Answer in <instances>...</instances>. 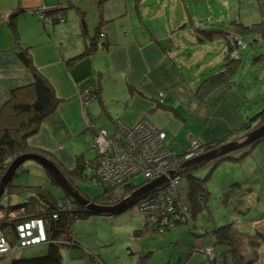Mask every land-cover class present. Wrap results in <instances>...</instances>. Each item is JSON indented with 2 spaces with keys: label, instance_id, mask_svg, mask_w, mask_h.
Returning a JSON list of instances; mask_svg holds the SVG:
<instances>
[{
  "label": "crops",
  "instance_id": "obj_1",
  "mask_svg": "<svg viewBox=\"0 0 264 264\" xmlns=\"http://www.w3.org/2000/svg\"><path fill=\"white\" fill-rule=\"evenodd\" d=\"M65 1L0 0V110L9 102L13 90L17 89L19 95L22 88L34 82L35 74L47 80L55 96L53 112L28 138L31 147L54 154V144L64 150L63 136H78L88 129H91L92 136L96 131H107L100 126L101 121L105 125L111 123L114 131L118 123L133 126L140 119H147L166 133L168 146L180 153L187 149L175 151L172 139L187 121L196 125L193 138L205 142L226 134L244 119L236 96V116L226 124L227 130L224 133L212 131L214 122L209 124L208 117L226 101L233 88L231 84L221 85L204 100L195 95L193 85L178 63V58H182L178 51L184 50L186 43L181 39L172 42L174 33L168 29L176 18L178 21L182 18L180 9L177 11L179 0H155V5L148 4L147 0H74L70 7L75 8L76 13L66 8L63 18L51 23L40 17V9L51 16L46 9L64 5ZM246 2L255 4L261 16L259 21H264V0ZM182 3L185 6L184 0ZM88 4L93 17L86 20L88 35L98 32L95 29L101 19L103 24L99 33L104 35L106 45H99L91 53L73 59L86 48L88 41L80 34L76 7L84 11L86 19L84 7ZM14 11H18L15 26L20 41L29 48L30 66L20 57L19 44L15 42L8 24ZM235 18L245 25L259 22L255 20L249 24L239 9ZM91 30L93 34H90ZM226 52L227 47L225 55ZM93 86L98 88L97 97L87 103L86 117L82 112L79 91ZM97 112L99 115L95 114ZM168 130L170 135L173 133L171 137ZM188 131L185 136H192V130ZM63 154L58 153V156ZM250 157L251 172L261 173L264 178V153L259 144ZM254 185L255 181L249 188L250 193L245 196V207L248 208L244 209L245 212L250 209ZM256 218L252 222L264 219V216ZM257 224L251 223V228L264 234V228ZM207 243L208 239H204L200 245Z\"/></svg>",
  "mask_w": 264,
  "mask_h": 264
},
{
  "label": "rangeland",
  "instance_id": "obj_2",
  "mask_svg": "<svg viewBox=\"0 0 264 264\" xmlns=\"http://www.w3.org/2000/svg\"><path fill=\"white\" fill-rule=\"evenodd\" d=\"M184 1L185 6L188 8V13L182 0H179L177 11L180 9L179 11L182 18L180 21L176 18L173 24H169L168 29L174 33V37L171 39L172 42L175 41V39H181L186 43V45H183L184 50L178 51L182 57L178 58V63L183 69L185 77L193 85V91H196L200 85V81L212 73L219 71L222 64L225 62L224 51L225 47H227V38L223 36H217L213 39L209 38V27H231L233 25L231 21L236 19L235 15L238 9L245 17V21L249 24L255 20L259 21L261 16L255 4H249L246 0ZM147 3L155 5V0H147ZM169 3L171 4V1ZM65 6L67 9L70 8L71 11L76 13L75 8L70 6L67 7V5ZM86 6L87 7H84V9L86 11V20H88L93 17H91L92 10L88 7L89 4ZM181 12L183 14H181ZM69 15L70 14H68V16ZM90 32H92L90 34H93V30ZM171 40L169 39L170 42ZM242 40H244L246 44L245 46L239 45V67L230 78V84L234 92L231 91L226 101L222 103L219 108L215 109L213 115L208 117L209 124L214 122V130L212 131H216V133H224V130H227L225 129L226 124L236 116L234 112V106H236L237 103L236 96L239 99L238 109L242 114V119L257 112L264 104V58L259 60L254 59L255 56L264 54V39L256 40V35L245 34L242 36ZM166 102L165 104L167 105L168 103ZM95 114L99 115L98 112ZM186 115L187 114H185V116ZM7 122H12L11 124L15 126L18 120H16L14 124L11 119ZM100 124L102 128L107 129V133L110 134L113 132V128L111 127L113 125H111V123L105 125L101 121ZM194 128H196V125L194 123L190 124V122L187 121V124L181 129L178 135H176L175 138L173 137L172 145L175 151L188 149L194 136ZM189 129L193 131H190L192 136L186 137L185 134L189 132ZM168 134L170 135L169 130ZM68 137H61L63 141H61L63 143V151L58 149L55 144L53 148L56 153L50 154L48 151H44L54 158L61 169L68 171L76 167L77 156L79 155L82 156L80 159L84 158L88 160L95 158L96 152L92 148L93 136L91 129H88L81 135ZM166 141H168V139H166ZM259 145L263 154L264 140L261 141ZM58 153L64 154L58 156ZM84 163L85 162H83V164ZM251 166L250 156L243 161L224 159L218 162L204 182L209 191L208 197L204 192H197L198 190L196 191L197 193L195 192L197 194L196 200H200V202L204 204V207H202L203 211L200 209L195 212V210H191V206L188 207L185 210L186 212H184L186 214L185 221H189H184L181 224L177 223L176 227L174 226L163 232L151 230L148 227L146 228L144 220H146L147 225L149 222L143 214L134 210V204L125 208V205L131 202V196L121 199L119 203L122 204L118 206L115 213L113 211H106V214L87 213L85 218L74 221L73 228L77 241L80 243V247L82 246V248L89 251V253L85 252L86 256L82 257L79 254L81 249L74 248L72 250H66L67 248L63 247L61 264H213V250L210 246L211 252H209V254L198 250V248L204 246L200 245L203 240L208 239L207 236H199L196 234L198 231H201V228H211L213 224L220 225L236 219L242 222V226H240L241 230L252 231L251 223H259L257 225L264 228L263 218L252 222L253 218L264 216V178L261 173H252L250 169ZM210 168L211 166L208 164L194 169L192 172L195 177L202 178L207 175ZM185 169L186 168L182 167L179 171L178 177H180V179L177 184L178 190L176 192L179 199L185 205H190V203H192L191 197H189L191 187L186 178L183 177L186 171L185 173L182 171ZM248 176H251V179H253L252 181H255L256 184L253 188L254 196L251 197L249 202L250 209L246 212L244 210L234 212L233 207L228 201L223 202L221 200V191L233 183L234 180H240ZM47 178L43 167L39 163L34 160H26L17 168L12 182L15 184L20 183L28 185L44 183L45 188H47L53 196H62L61 189ZM143 180V177L137 176L131 181L141 183ZM92 182L94 183L93 180ZM68 183L71 189L78 192L80 195V191L75 186V183L69 181ZM88 185L94 186L93 184H86V186ZM123 187H126V185ZM113 191L115 194L119 192L118 189H113ZM4 193L5 192H3L2 195H4ZM66 193L69 194L68 197H71L73 201V203H69L70 205L68 204L70 209L73 210L81 205L74 196L68 192ZM80 196L84 199L82 195ZM138 196H135V198ZM15 200V197L7 198V196H2L0 198V204L7 205L9 201L15 202ZM47 201L53 205L48 199ZM14 213L16 214L17 212ZM2 215L3 214L0 213V217H2ZM139 229H141V231ZM137 233L138 236L136 235ZM254 243L255 245L247 243L244 250L246 253L251 251L257 253L256 255L253 254V256H256L257 261L254 258L250 261L251 264H264V248H262V246H264V241L259 242V240L256 239ZM259 243H262V245ZM221 248V245H216L217 252H220ZM45 250V244L24 247L17 252L16 259L30 258L44 253ZM10 255L2 257V259L5 261ZM78 255L81 258H78ZM94 257H96L97 260H95ZM228 263L231 264L229 258Z\"/></svg>",
  "mask_w": 264,
  "mask_h": 264
},
{
  "label": "trees",
  "instance_id": "obj_3",
  "mask_svg": "<svg viewBox=\"0 0 264 264\" xmlns=\"http://www.w3.org/2000/svg\"><path fill=\"white\" fill-rule=\"evenodd\" d=\"M101 1L102 0L99 2ZM73 3L74 2L72 0H67L64 2V5H67V7L73 6ZM65 9L66 6L61 10L50 12L53 22L63 18ZM76 9L80 14V34L85 40L88 41L86 48L83 49L82 52L74 55L73 59L91 53L99 45H106V40L104 38L101 42L97 41V35L99 34L100 26L103 24L102 20L100 19L95 29V32H98L93 36H90L88 35L84 11L77 7ZM17 12L18 11H14L11 14L8 24L11 28L15 42L19 44L20 57L22 58L23 62L26 63V65L30 66L31 60L28 56L29 48L28 46H24V44L21 43L19 32L15 26V15ZM54 14L59 15L53 16ZM231 23L233 24L231 27L221 28L220 26H210L208 29V37L211 39L217 36H223L227 38V52L225 55V62L222 64L221 69L200 81V85L195 91V95L200 100H204L219 86L225 84L228 85L231 83V75L239 67L240 63L239 57L234 58L231 55L232 50L237 47V40L234 38L235 36H238L240 39H242V36L245 34H254L256 35V40L264 39V21L245 25L235 19L231 21ZM261 58H264V54H259L254 57L255 60H259ZM94 89L93 95L97 97L98 88L94 86ZM16 90L17 89L10 93L9 102L5 103L0 110V178L8 168L10 162L15 157L22 153L33 151L46 155L47 158L52 160L65 175L67 181L75 183V186L80 191V195L97 206L112 207L117 205L121 201V196L125 192L133 190L137 185L144 182V180L141 183L130 181V184L126 186L125 189L115 194L113 187L103 186L95 182L94 184L92 182L93 175L85 172V163L83 164V162L92 161L94 158L88 160L84 158L80 159L82 156L79 155L77 156L75 165L76 167L66 171L61 169V167L50 154L40 150L37 151V149L30 147L27 144V140L38 131L41 122L53 112L55 106V96L47 80L38 74H35L34 82L31 85L22 88V91H20L19 95L17 94L18 91ZM9 119L13 121V124L16 120H18V122L15 126H13L11 124L12 122H7ZM262 124H264V104L257 110V112L246 116L238 126L232 128L219 138H216L212 141H199L200 147H202L205 152L210 151L234 138H238L244 133L254 130ZM263 140L264 135L245 147L231 151L224 156L208 160L198 165L189 166L183 170L182 172L184 173L186 171L183 177L186 178L189 186L191 187V191L189 193V197H191L190 199L192 202L189 205V207L191 206V210H195L196 212L197 210L201 209V211H203L202 207H204V204L200 202V200H196V193L204 192L208 197L209 191L204 182L209 177V174L213 171L218 162L224 159L243 161L252 154L255 146H257ZM208 164L211 166V168L208 170V173L205 177L198 178L193 175L192 171L194 169ZM44 172L48 177L47 179L61 189L62 196H53L52 193L47 188H45L44 183L37 185L20 183L15 184L11 180L4 188L5 193L2 196H7V198L15 197L16 199L15 202L9 201L7 205L0 204V213L3 214L2 217H0V229L4 232L5 236L8 237V239L13 240L17 224L30 218L42 219L46 234V241L41 243L46 245V250L44 253L25 259H14L10 264H61L63 258V247H66V250H72L74 248L81 249L80 255L82 257L86 256L85 252L89 253V251L84 250L82 246L80 247V243L77 241L76 234L74 232L73 224L75 220L85 218L87 213H100L91 210L85 205H80L77 208L74 207L75 209L73 210L70 209L68 204L71 202L73 203L72 198L68 197L69 194H67L65 190L57 185L55 180L46 172V170H44ZM252 180L253 179H251V176L236 181L234 180L233 183L221 191V200L223 202L228 201L233 207L234 212H240L244 209L247 210L248 208L245 207L247 206L245 202V196L250 193L249 188L254 183ZM86 184H93L94 186H86ZM176 189L178 190L177 187ZM141 196L142 194L137 198L132 199L131 202L126 204L125 208L130 207V205L135 203L136 200ZM47 199L53 205H49ZM14 212L17 213L15 214ZM113 212L115 213L116 210ZM144 221L146 228L148 227L151 230L153 229L155 231L163 232L164 230L171 229L174 226L176 227L177 223H183L185 221V217L178 219V221H176L177 223H175L172 227H168L167 225H147L146 220ZM188 221L189 220H186L185 222ZM240 226L241 224L236 226L235 220H231L230 222L220 225L213 224L211 228H201V231H198L196 234L199 236H207L208 245H204L198 250L200 251L202 248L210 246L213 250V264H229L228 258L230 259L231 264H251L250 261L254 258L257 261L256 256H253V254L256 255L257 253L252 251L246 253L244 247L247 243L255 245L254 242L256 239L259 240V242L264 241V234L254 231L253 229L252 231L241 230ZM139 230L141 231V229ZM136 235L138 236V233ZM216 245L222 246L220 252L216 251ZM260 245H262V243ZM90 257L92 258L91 255ZM94 259L97 260L96 257H94Z\"/></svg>",
  "mask_w": 264,
  "mask_h": 264
},
{
  "label": "built area",
  "instance_id": "obj_4",
  "mask_svg": "<svg viewBox=\"0 0 264 264\" xmlns=\"http://www.w3.org/2000/svg\"><path fill=\"white\" fill-rule=\"evenodd\" d=\"M38 12L46 23L52 22V16L45 15L44 9ZM100 34L97 35L98 42L104 38V35ZM234 38L237 40V47L232 50L231 55L238 58L239 45L245 46L246 43L238 36ZM94 90L93 86L79 91L82 112L85 116L87 103L95 97ZM87 121L90 122L88 119ZM92 139V148L96 156L94 160L85 162L84 169L85 172L93 175L92 180L95 183L111 186L120 192L125 188L123 186H128L134 177L144 178V182L133 189L136 190L164 176L165 181L143 193L133 203L134 210L143 214L149 225L172 227L178 219L185 217V210L189 205H185L179 199L176 187L183 163L205 152L198 140L193 138L188 149L178 154L168 146L166 133L147 119H140L133 126L118 123L112 133L109 134L105 130L96 131ZM133 190L125 192L121 197L127 198ZM235 224L239 226L241 222L236 219ZM45 241L44 223L39 218H30L18 223L13 240L8 239L0 229V264H10L16 259V254L21 248ZM200 251L209 254L211 249L207 246ZM8 255L10 256L4 261L2 257Z\"/></svg>",
  "mask_w": 264,
  "mask_h": 264
},
{
  "label": "water",
  "instance_id": "obj_5",
  "mask_svg": "<svg viewBox=\"0 0 264 264\" xmlns=\"http://www.w3.org/2000/svg\"><path fill=\"white\" fill-rule=\"evenodd\" d=\"M64 8V5H59L57 7L46 9V11H58ZM264 135V124L260 125L259 127L255 128L252 131H249L247 133H244L243 135L239 136L238 138L232 139L228 142H226L223 145H220L210 151L204 152L201 155H198L196 157H193L186 162L183 163L182 167L187 168L189 166L198 165L200 163L206 162L208 160H212L215 158H218L220 156H224L225 154L240 149L242 147H245L255 141L256 139H259ZM26 160H34L37 163H39L44 170L55 180L57 185L61 187L66 192L70 193L76 200L81 204L88 206L91 210L98 212V213H105L106 211H114L117 210L118 206L122 203H119L112 207H104V206H97L95 204H92L88 199L82 198L78 192H75L71 189L66 177L63 175L61 170L58 168V166L49 158L44 156L43 154H40L38 152H26L18 155L15 157L9 164L8 168L4 172V174L0 178V197L2 196L4 192L5 186L12 180L14 174L16 173L17 168ZM166 180V177L160 176L159 178H156L153 181H150L149 183H146L145 185L141 186L140 188L136 189L131 193V197H135L138 195H141L150 189L154 188L155 186L159 185L163 181ZM49 205H51L49 203ZM126 206V205H125Z\"/></svg>",
  "mask_w": 264,
  "mask_h": 264
},
{
  "label": "bare ground",
  "instance_id": "obj_6",
  "mask_svg": "<svg viewBox=\"0 0 264 264\" xmlns=\"http://www.w3.org/2000/svg\"><path fill=\"white\" fill-rule=\"evenodd\" d=\"M132 199V198H131Z\"/></svg>",
  "mask_w": 264,
  "mask_h": 264
}]
</instances>
